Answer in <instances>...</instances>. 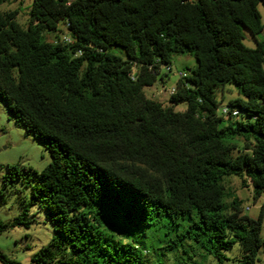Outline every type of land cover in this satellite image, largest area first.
<instances>
[{"label":"trees","instance_id":"trees-1","mask_svg":"<svg viewBox=\"0 0 264 264\" xmlns=\"http://www.w3.org/2000/svg\"><path fill=\"white\" fill-rule=\"evenodd\" d=\"M23 1L0 0V100L52 159L33 172L30 205L56 236L33 263L148 264L146 249L117 234L166 229L180 232L169 249L186 237L222 263L239 244L255 264L264 207L254 220L226 204L225 180L250 181L255 201L264 193V43H244L245 30L264 31V0H32L27 28L2 11ZM61 24L71 43L46 41ZM181 55L198 66L165 107L145 90L165 87L162 68ZM227 86L238 97L226 106L244 117L219 114ZM237 138L247 145L234 156ZM8 173L2 191L25 169ZM26 218L0 221V234ZM0 262L21 264L1 251Z\"/></svg>","mask_w":264,"mask_h":264},{"label":"rangeland","instance_id":"rangeland-1","mask_svg":"<svg viewBox=\"0 0 264 264\" xmlns=\"http://www.w3.org/2000/svg\"><path fill=\"white\" fill-rule=\"evenodd\" d=\"M32 0L5 4L3 12L18 11V23L27 28L29 25V12ZM264 23V7H259ZM246 39L244 43L249 48H255L257 41L264 43V31L254 37L247 30L244 31ZM68 36L66 27L61 24L58 32L46 33L45 39L48 42H55L57 37ZM196 59L190 55L174 56L172 72H168L166 67L162 68L161 75H168L170 80L167 89L171 90L178 81L179 71H188L197 68ZM159 84L145 90L146 95L155 101L162 103L165 107L169 105L170 95L167 97L155 96L152 92L159 91ZM238 97L237 91L232 86H227L223 91H218L217 99L221 103L219 114H222V107L228 105L231 100ZM176 112H185L187 106L180 104L175 108ZM241 114L240 117H244ZM237 145L234 156L244 151L247 143L242 138L233 141ZM52 162L51 155L45 145L28 133L23 126H19L9 115L6 106L0 100V221L9 224L18 219L24 210H28V218L23 219V225L16 226L0 234V251L7 257L21 264H34L32 259L48 248L56 234L52 225L47 221L44 210L39 205L31 206L30 185L33 172L42 173ZM18 165L24 173V180L16 182L12 187L2 191L3 180L9 175L8 167ZM226 185V204L230 205L237 200L243 210V215L257 220L264 207V193L255 201L254 189L250 181L243 180L236 176L228 177ZM28 224V225H27ZM172 229V228H171ZM173 236L166 235V229L157 232H147L143 236L142 232L134 234H117L118 240L122 243L139 245L146 249L145 260L148 264H244V253L239 244H234L228 251H223L224 259L222 263L210 253L208 247H204L195 240L182 237L173 249H169L166 240L175 239L180 234L179 231H172ZM182 235V234H181ZM264 239V223L262 229ZM136 242V243H134ZM167 249L165 250V248ZM0 264H2L0 262ZM255 264H264V246L260 249Z\"/></svg>","mask_w":264,"mask_h":264},{"label":"built area","instance_id":"built-area-1","mask_svg":"<svg viewBox=\"0 0 264 264\" xmlns=\"http://www.w3.org/2000/svg\"><path fill=\"white\" fill-rule=\"evenodd\" d=\"M62 40L69 44L71 43V38L69 36H63ZM168 72H172L171 68H168ZM189 77V73L186 71L178 72L179 80H186ZM163 92L168 93V95L172 96L176 93V87H173L171 90L166 89L164 86L161 87ZM223 117L232 116L233 118H239L241 116V112L239 109H232L228 106L222 107V114Z\"/></svg>","mask_w":264,"mask_h":264},{"label":"crops","instance_id":"crops-1","mask_svg":"<svg viewBox=\"0 0 264 264\" xmlns=\"http://www.w3.org/2000/svg\"><path fill=\"white\" fill-rule=\"evenodd\" d=\"M169 80H170V77L168 76V77H165V88L167 89V84H168V82H169ZM179 80V79H178ZM178 82V81H177ZM159 86H160V89H159V91H155V92H152L155 96H158V97H163V98H165V97H167V93H165V92H163V90L161 89V86H164V85H160L159 84ZM175 87V86H174ZM152 88V87H151Z\"/></svg>","mask_w":264,"mask_h":264}]
</instances>
